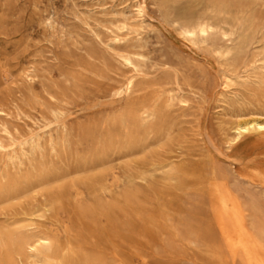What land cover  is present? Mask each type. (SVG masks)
Returning <instances> with one entry per match:
<instances>
[{"label":"bare ground","instance_id":"bare-ground-1","mask_svg":"<svg viewBox=\"0 0 264 264\" xmlns=\"http://www.w3.org/2000/svg\"><path fill=\"white\" fill-rule=\"evenodd\" d=\"M262 1L164 0L182 39L211 54L219 66L217 74L213 63L205 67L204 84H209L200 88L187 74L183 79L161 75L138 80L149 73L146 43L139 35L147 2L138 0L134 17L125 16L121 25L138 31V36L129 40L117 34L107 43L109 52L93 63L92 73L74 83L79 91L92 93L94 105L117 103L110 114L71 126L64 121L67 98L51 93L52 112L59 121L55 134L33 136L20 144L8 124L1 126L0 148L11 149L6 158L0 156V264H120L119 256L132 264L134 253L118 243L122 231L116 204L105 211L95 205L82 208L72 204L66 192L49 194L41 188L148 150L153 151L150 169L180 178L183 185L186 174L198 173L201 202L177 229L205 252V264H264V10L257 8ZM213 100L234 110L223 142L238 154V163L231 169L211 157L178 163L175 146L187 140L182 126L187 110L197 105L203 113ZM84 140L95 146L87 158L78 154ZM153 145L157 148L152 150ZM47 149L53 163H61L56 169L42 166ZM30 197L34 200L25 208L21 199ZM15 204L21 210H15ZM60 209L67 215L59 218ZM129 224L151 241L168 230L161 220L138 225L131 217ZM125 235L137 241L133 233ZM109 240L115 245L112 254L106 252ZM169 243L172 250L179 247L174 237Z\"/></svg>","mask_w":264,"mask_h":264},{"label":"rangeland","instance_id":"rangeland-1","mask_svg":"<svg viewBox=\"0 0 264 264\" xmlns=\"http://www.w3.org/2000/svg\"><path fill=\"white\" fill-rule=\"evenodd\" d=\"M136 1L0 0V134L4 123L20 144L33 136L46 138L55 134L59 121L52 112L51 93L67 98L64 121L71 126L110 114L117 103L94 105L97 101L92 93L79 91L74 83L79 76L92 73L93 63L109 52L107 43L117 34L129 40L138 36V31L121 27L125 16L134 17ZM145 1L146 21L139 35L146 43L149 73L140 75L138 80L145 82L161 75H179L183 79L187 74L200 88L208 87L209 83L204 84L203 70L213 63L212 69L217 74L219 66L215 58L182 39L168 16L164 0ZM257 8L263 11L264 1ZM119 71L125 73L124 68ZM216 89H221L219 82ZM233 113L230 105L220 100L206 105L203 113L197 105L187 110V121L182 123L187 128V140L175 146L178 148L175 160L188 163L211 157L228 169L234 168L238 154L227 149L223 142L225 131L235 119ZM155 148L157 145L152 146V150ZM10 149L0 148V156L6 158ZM94 149L92 142L84 140L79 144L78 154L87 158ZM47 151L42 166L56 169L61 163H53L51 150ZM152 159L151 150L130 153L95 169L52 181L41 189L49 194L66 192L67 199L82 208L95 205L105 211L116 204L120 208L122 231L118 243L134 253L132 264H205V252L196 242L182 238L177 229L201 202L198 173L186 174L187 183L183 185L180 178L170 179L162 170L150 169ZM33 200L23 198L21 202L28 208ZM21 208L20 204L14 205L15 210ZM65 215L67 212L60 209L58 217ZM131 217L138 225L161 220L168 226L167 233L151 241L137 229L131 230ZM130 233L137 241L126 237ZM169 237L178 240L177 249L170 248ZM114 250V242L107 241L106 252L112 254ZM118 260L126 264L124 256Z\"/></svg>","mask_w":264,"mask_h":264}]
</instances>
